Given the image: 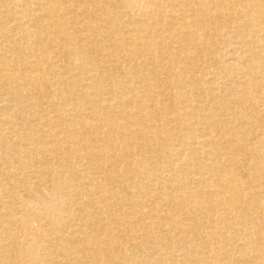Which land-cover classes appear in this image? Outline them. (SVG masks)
Listing matches in <instances>:
<instances>
[{"label": "bare ground", "instance_id": "bare-ground-1", "mask_svg": "<svg viewBox=\"0 0 264 264\" xmlns=\"http://www.w3.org/2000/svg\"><path fill=\"white\" fill-rule=\"evenodd\" d=\"M0 264H264V0H0Z\"/></svg>", "mask_w": 264, "mask_h": 264}]
</instances>
